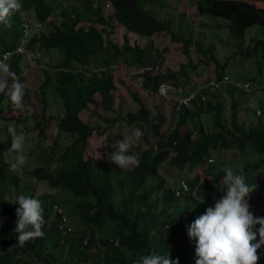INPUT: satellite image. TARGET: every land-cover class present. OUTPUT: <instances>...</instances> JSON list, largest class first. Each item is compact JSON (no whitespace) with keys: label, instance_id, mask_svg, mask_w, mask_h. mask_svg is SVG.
<instances>
[{"label":"trees","instance_id":"obj_1","mask_svg":"<svg viewBox=\"0 0 264 264\" xmlns=\"http://www.w3.org/2000/svg\"><path fill=\"white\" fill-rule=\"evenodd\" d=\"M105 1L63 0L57 12L53 14L54 0H20L22 8L9 17V26L0 25V63H7L21 83L23 73L19 62L25 58L24 55L12 53L4 60L2 55L12 51L16 45L22 21L30 18L46 26L44 30L40 29L41 27L32 30L31 37L24 47L26 52L35 55L32 60L34 64H40L38 54L42 50L55 49L60 53L59 61L46 64V69L42 72L43 81L38 88L41 114L45 113L46 108V87L49 86V90H53L59 98L62 112L53 118L55 136L47 150L36 146L24 150L28 163L23 168L28 178H34L51 190L67 189L72 196L71 209L77 219L75 222L85 228V233L73 235L72 225L67 219L64 227L59 229L60 213L51 214L59 194L33 195V190L24 191L26 186H22L21 194L42 202L46 223L43 225V238L31 240L24 247H20L16 240L17 234L13 231L15 209L19 205L5 202L2 195L4 183L10 181L15 184V178L10 175L4 179L3 167H0V216L9 218L0 225V264H134L140 255L151 252L160 255L168 253L169 258L178 259L179 264H195V240L188 238L187 226L203 214L206 208L213 206L214 201L206 197L201 203V199L190 193L175 197L173 190L158 173V168L166 159L175 167L184 164L201 167L204 175L208 176L205 182L215 185L216 191H219L218 196H221L224 173L220 169H243L248 180L254 171L264 167V131L261 125L264 118V102H257L260 115L253 116L257 118L254 121L251 120L253 117L247 122L238 117L240 99H243L244 94L264 87V6L254 4V1L264 3V0L194 1L197 14L215 16L227 21L229 37L235 41L242 40L245 29L251 26L262 30V35L256 37L241 53L244 57L245 54L247 57L253 56L256 70L254 78L237 81L247 82L248 91L231 83H226L220 88L202 89L189 105L178 106L172 128L167 133H158L160 117L156 115V122L150 125L155 140L139 153V167L124 171L112 170L101 167L94 158H83L86 139L95 128L82 122L79 112L85 109L87 104L99 105L102 110L109 111L112 105L111 91L115 89V66L118 62L125 67L141 65V56L146 48V44L139 46L135 40L129 44L126 34H122V42L117 45L108 38L109 31L97 29L96 25L112 28L110 20L113 18L125 32L135 34L134 36L149 39L158 32L169 33L171 38L173 35L169 29L170 22L151 14V11L144 7V0ZM157 3L162 5L161 0H157ZM101 4H109L111 10L105 17L100 11ZM176 39L181 42L185 55H188V46L191 43L201 52L204 51L198 42H191L190 38L182 39V36L177 34ZM205 51L210 52L209 47ZM127 53L133 55L131 59H126ZM91 64H94V67L90 68ZM194 67L195 65H191V68ZM222 68V65H215L214 78L225 75ZM167 78L175 80L171 73H142L140 86L147 93H152L158 83H168ZM249 80L256 83L251 85ZM9 81L12 82L11 78ZM221 91L230 99L227 118L223 116L218 102ZM94 94L99 96V101L94 99ZM131 96L138 108L134 113L127 112L124 120L128 124L138 120L148 123L144 104L136 93H131ZM245 109L248 112V108ZM254 111L253 108L252 115ZM200 114L209 115L210 131L204 129L198 118ZM15 120H19V117ZM181 125L185 128L180 133L178 128ZM37 129H41L39 122L34 124V129H29V136L23 132L26 137L25 145L30 143V138ZM60 135L69 139L62 149L57 148V138ZM10 146L11 135L6 133L5 139L0 140V154H9L12 157L15 153L9 151ZM229 148L249 153L246 159L241 160V166L222 167L213 156L215 151ZM170 153L172 154L169 155ZM208 159L213 160L208 162ZM6 166L7 164L5 169ZM196 180V177L190 179L189 186L191 184L192 189L198 186ZM200 192L197 189V194ZM179 202H182V205ZM170 209L172 211H169ZM250 211L255 216L264 217V211L259 208ZM67 225L70 226L68 232L65 231ZM108 226L114 229L110 235L96 236V230L103 231ZM113 241H116L115 245Z\"/></svg>","mask_w":264,"mask_h":264},{"label":"rangeland","instance_id":"obj_2","mask_svg":"<svg viewBox=\"0 0 264 264\" xmlns=\"http://www.w3.org/2000/svg\"><path fill=\"white\" fill-rule=\"evenodd\" d=\"M63 0H54L52 13L55 14L59 7V4ZM102 2L105 0H101ZM162 5L157 3V0L153 2H147L144 0V7L151 11V14L156 15L161 20H167L170 22L169 29L172 31V38L169 33L158 32L153 34L149 39L141 36H134L131 33L125 32V30L116 24L113 18L110 20L112 28L108 26H102L97 24V29L102 28L109 31L108 38L117 45L122 42V34H126L129 44L134 40L139 46L146 48L143 50L141 59H143V65H151L152 70L149 74L155 73H171L175 76V80L167 78L168 83L172 88L170 94L167 93L166 97H160L155 93H147L139 84L138 78L129 77L127 74V67L118 64L113 71V83L115 89L111 91L112 105L109 111H104L99 105L93 106L87 104L86 108L79 112V117L82 122L95 128L90 136L86 139V145L83 150V158H94L101 167L110 168L112 170H129L132 169H119L115 164L107 161L106 157L109 153L114 151L111 145L116 140H122L123 135L130 133L131 130L139 129L142 133L140 141L135 143L131 148V153L136 154L147 148L149 144H153L155 137L151 132L150 125L156 122V115L160 117V125L158 127V133H167L173 125L175 120V106L176 99L184 96L187 91H191L193 88L198 87L205 83L206 79L214 77L215 65H222L223 74L227 75L231 81H244L247 78H254L256 74L255 66L253 64V56L245 57L241 54L244 52L245 47L250 45L256 37L262 35V30L257 26H251L245 29L244 38L240 41H235L229 37L228 29H226L227 21L222 18L210 16L206 14H197L195 11V0H161ZM107 1H105L106 3ZM95 1L93 2V4ZM255 6H264L263 2L254 1ZM109 5V4H108ZM104 5L101 8V14L103 17L110 14L111 10L109 6ZM84 25L86 23H83ZM42 30L46 28L45 25L40 26ZM177 34L183 38L192 39L191 42H198L200 47L204 51H200L196 48L194 43L188 46V55L182 52L181 42H177ZM105 38V33L102 34ZM173 38L175 40H173ZM210 49V52L205 51L206 48ZM40 64H34L27 58H22L19 62L23 73L24 96L23 104L25 110H17L9 102L7 96L1 93L0 97V140L5 139V134H9V129L13 128L18 133H23L29 136V129H34V124L39 122L41 129H37L34 136L30 138V143L26 144L24 150L34 148L35 146L43 150H47L54 139L55 133L53 130V118L61 114L62 109L60 107L59 98L53 90H49V86L44 90L45 96V113L41 114V102L38 98V88L43 81L42 72L46 69V64L56 63L60 60V53L55 49H47L40 51L38 54ZM131 53H127L126 59L132 58ZM195 65L191 68V65ZM94 67V64L90 65V68ZM255 80V79H254ZM253 85L256 82L250 81ZM11 81H9V86ZM264 88V87H263ZM253 90V93L244 94L243 99H240L238 117L247 122L248 119L253 117L252 109L258 108L257 102H264V89ZM262 91V92H261ZM131 93H136L144 104L147 111V119L149 122H143L138 120L132 124L126 123L124 120L127 112H135L138 108L137 103L131 96ZM94 99L99 101V96L94 94ZM213 100V99H212ZM218 102L222 108V114L225 118L229 115L230 99L227 97L224 91H221L218 96ZM248 108V112L246 109ZM259 109V108H258ZM19 117V120L14 119ZM205 130L210 131V117L207 114H200L198 116ZM257 118L251 119L254 121ZM48 123V124H46ZM261 125L264 131V118L261 120ZM185 126H179L178 130L181 133ZM43 139V140H42ZM58 149L69 142V139H65L63 135L57 138ZM25 153V151H24ZM170 153L169 155H171ZM249 153L246 151H239L235 148H229L227 150H218L213 154L218 159V163L223 166L233 165L235 167L241 166V160L246 159ZM104 159H99L100 157ZM15 154L10 157L9 154H0V167L2 168L4 179L13 176L15 184H11L10 181H6L4 191L2 193L5 202L11 204L18 195L21 194V187L26 186L24 191L33 190V195L41 193H48L50 195L59 194V198L56 202V206L51 213L63 214L66 219L69 220V224L74 233H85V228L80 223L77 224L74 211L71 209L72 196L67 189H49L43 183L37 182L34 178H28L25 175L24 168L22 173L12 172L9 170V163L14 161ZM213 160V159H212ZM212 162V161H211ZM7 164L6 169L4 168ZM218 166V165H217ZM212 169V168H210ZM158 173L166 181L167 186L170 188L177 185V181L182 177L185 178L186 183L189 186L190 179L196 177L198 186L190 184L187 193L193 195L197 199H204L206 197L211 198L213 201L218 199L219 191H216V186H211L208 180V176H205L201 167H190L188 164L175 167L170 165L167 159L158 168ZM12 179V178H11ZM255 179V180H254ZM249 183H256L257 189L250 194L248 202L250 204V210L259 208L264 210V167L260 168L251 175L248 179ZM201 183V184H200ZM192 189V190H191ZM198 191H201L197 194ZM65 190V191H64ZM191 191V192H190ZM217 194V195H216ZM60 199V200H59ZM50 200V198H48ZM182 200V199H181ZM55 203V202H54ZM182 205V202H179ZM169 211H172L171 209ZM3 218V222L9 220L6 216H0ZM48 219V218H47ZM49 220V219H48ZM73 222L75 224L73 225ZM113 224V222H109ZM114 229L110 226L106 227L103 231L96 230V236L110 235ZM85 239L83 238V241ZM115 241H113L114 244ZM115 245V244H114ZM263 248L258 250L260 259L257 264L264 263Z\"/></svg>","mask_w":264,"mask_h":264},{"label":"clouds","instance_id":"obj_3","mask_svg":"<svg viewBox=\"0 0 264 264\" xmlns=\"http://www.w3.org/2000/svg\"><path fill=\"white\" fill-rule=\"evenodd\" d=\"M21 8L22 3L20 0H0V25L9 26V17L13 12H17L21 10ZM28 19L35 21L30 18L24 21ZM21 23L19 25L20 36L16 45L12 51L2 55V60L6 59L12 53L21 54L14 52L15 47L20 44L22 31ZM37 23L39 27L29 29L28 39L22 43L23 47H25L31 37L30 32L40 28L41 24L39 22ZM24 51H26L25 48ZM8 53L10 54L8 55ZM141 65H143V63ZM221 77L218 79L214 77L206 79L204 84L198 86V94L202 89L210 87L206 85L209 79L219 80ZM10 78L12 82L9 86ZM228 79L230 80L229 77ZM198 87L193 88L191 91ZM248 90L249 88L246 89V91ZM191 91H187L186 93ZM0 93L7 96L14 108L21 111L25 110V105L23 104L24 85L20 82L19 77L11 71L7 63H0ZM153 93L157 95L156 89ZM254 110L253 116H259L260 110L258 108ZM256 111H258V113H256ZM9 134L11 135V146L9 151L15 153L14 161L9 163V170L22 173L23 167L28 163V157L24 153L26 137L23 133H17L14 128L9 129ZM141 136V131L135 129L123 135L122 140H116L111 145L114 151L107 155V161L115 164L119 169L139 167V158L136 154L131 153V148L135 143L140 141ZM104 158L105 157L101 156L99 159ZM211 161L212 159H208V162ZM220 170L224 173L222 177L223 191H221L223 194L218 196L213 206L206 208L203 214L187 226L188 238L190 240H195V264H257L261 255L258 250L264 245V217L255 216L253 212L250 211L248 198L250 194L257 189L258 185L248 182L243 169L234 170L232 167H224ZM181 179L185 181L184 177ZM179 180L177 181V185L171 188L175 197H180L189 190L188 186L186 192L175 195ZM210 185L215 186L212 184ZM200 202L202 203L203 200L201 199ZM12 203L19 205V207L15 209L16 219L15 228L13 229L17 234V244L20 247H24L25 244L31 240L43 238L45 235L43 225H45L46 222L43 216L44 208L42 202L31 196L20 194L16 197L15 202ZM55 206H53V208ZM61 216L64 215L60 214V217ZM64 218L66 221L67 219L65 216ZM2 224L3 218L0 217V225ZM256 225H259V227L257 228ZM67 226L70 227L69 225ZM257 237H259L258 240ZM134 264H179V261L178 259H170L168 253L160 255L156 252H151L140 255L139 258L134 261Z\"/></svg>","mask_w":264,"mask_h":264},{"label":"built area","instance_id":"obj_4","mask_svg":"<svg viewBox=\"0 0 264 264\" xmlns=\"http://www.w3.org/2000/svg\"><path fill=\"white\" fill-rule=\"evenodd\" d=\"M107 6V4H106ZM39 27V24L35 21H31V20H26L24 22L21 23V39H20V44H18L15 49L14 52L16 53H21L24 54L25 57L29 60H31V62L33 63V59L35 57L34 54L30 53V52H26L24 51V47L22 45V43H24L27 39H28V32L30 28H37ZM10 53H8L9 55ZM120 62L117 63V65ZM121 64V63H120ZM116 65V67H117ZM152 70V66L151 65H139V66H131V67H127V74L129 77H135L138 78V84L140 85L141 82V74L142 73H148ZM225 83H231L234 86H237L238 88H242L243 90L248 89V83L244 82V83H239L237 81H233L231 82L228 77L226 75L222 76L221 79L219 80H214V79H209L206 83V85L210 86V87H214L217 88ZM172 86L169 83H165V82H160L158 83L157 87H156V93L157 95H159L160 97H166L167 93L170 92ZM199 91V87L194 89L191 92L186 93L184 96L179 97L178 99H176V106L175 108H177L180 105H184L187 106L189 104V102L198 94ZM203 98V96H201V99ZM256 113H258V111H256ZM188 189V185L187 183L181 179L178 182V186L175 190V195H179L180 193H184L186 192ZM64 223H65V218L64 216L60 217V223L58 225V228L61 229L64 227ZM65 231H70V228L68 226H66ZM114 244H116V241L114 242ZM102 264V263H100Z\"/></svg>","mask_w":264,"mask_h":264}]
</instances>
